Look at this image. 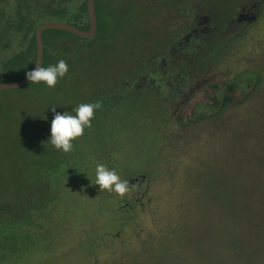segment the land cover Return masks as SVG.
<instances>
[{"label":"rangeland","instance_id":"374dc122","mask_svg":"<svg viewBox=\"0 0 264 264\" xmlns=\"http://www.w3.org/2000/svg\"><path fill=\"white\" fill-rule=\"evenodd\" d=\"M166 1L98 0L96 37L89 41L68 35L76 41L65 47L68 54L63 60L75 79L65 76L54 88L33 83L0 91V207L11 205L10 212L0 213V264H210L214 248L226 262V217L237 211V188L255 185L260 170H247L232 188L224 176L239 171L245 155L264 153V31L249 46L252 51L245 62L250 65L245 69H255L260 81L251 72L233 80L235 100L244 98L245 103L220 114L213 102L217 93L204 91L188 108L193 112L190 119L196 120L183 119V124L160 132L162 143L146 161L148 187L143 190L144 201L158 199L157 214L154 208L142 212L138 205L131 211V200L119 216L124 204L117 210L120 196L112 192L110 215L111 197H104V190L95 184V171L83 175L86 185L57 172L52 187L59 190L56 204L48 195V184L33 178L41 177L33 170L43 169L54 148L48 143L52 107L57 113L73 114L89 98L85 90L118 83L123 71L149 48L141 40L148 31L146 18L156 9L153 6ZM213 1H223L219 6L225 16L230 15L229 0ZM108 37L112 38L103 42ZM3 68L0 60V81H17L3 76ZM141 170L138 167L139 175L133 178L140 177ZM31 182L36 184L30 186ZM36 187L45 188L54 207L41 206L44 201L37 197ZM33 197L41 201L39 210L30 204ZM107 214L112 218L106 219ZM199 244L205 249L199 252L200 260L189 252ZM175 253L179 254L176 260ZM259 255L264 261V253Z\"/></svg>","mask_w":264,"mask_h":264},{"label":"flooded vegetation","instance_id":"af4514ba","mask_svg":"<svg viewBox=\"0 0 264 264\" xmlns=\"http://www.w3.org/2000/svg\"><path fill=\"white\" fill-rule=\"evenodd\" d=\"M229 2L232 6L228 17L213 0H167L153 6L156 9L146 18L148 31L141 39L149 43V48L123 71L120 87L110 89L112 107L125 102L126 108L131 109L151 101L160 110V118L155 122L160 124L159 130L163 133L166 127L183 124L182 113L190 116L188 108L192 100L202 98L200 96L206 95V91L216 92L222 100L225 85L245 72H257L245 69L250 66H245V62L250 59L249 46L264 31V0ZM98 8V0H94L97 24ZM46 23L70 25L87 32L90 27L87 0H0V45H21L25 43L23 36H31L33 30L35 39L37 28ZM126 26L127 32L130 27L128 23ZM68 35L86 40L67 31L50 29L42 33L43 46L53 49V45H60L63 50L60 55H67L65 47L76 41ZM96 35L97 26L89 41ZM244 44L246 47L241 48ZM213 87L217 88L212 90ZM137 182L131 185L135 196L130 210L138 205L142 212L154 208L157 214L158 199L149 197L144 201L147 178ZM41 185L47 186L45 182ZM110 205L111 215L112 197ZM126 206L127 203L120 206L121 214L125 213ZM107 217L112 218L108 214Z\"/></svg>","mask_w":264,"mask_h":264},{"label":"trees","instance_id":"16d2710c","mask_svg":"<svg viewBox=\"0 0 264 264\" xmlns=\"http://www.w3.org/2000/svg\"><path fill=\"white\" fill-rule=\"evenodd\" d=\"M22 41L25 43L14 47L12 45H0V60L4 65L2 75L16 78L17 81L24 79L26 77L25 73L32 70L35 63L34 30L31 36H23ZM19 47H21L20 50ZM58 47L61 48V52L57 51ZM62 51L60 45H53V49L44 45L42 66L47 67L52 62H55L54 64L58 62L53 60L63 59L64 56L60 55L58 57V54H61ZM253 74L256 75L257 82H259L260 75L257 72ZM66 77L68 80L76 78L74 71L70 68ZM121 80L122 76L118 83L107 89L85 90V94L89 95V98H86L84 102H80L79 105L97 102L100 104V108L96 111L92 120L91 128L86 129L82 137L73 141L74 150L71 153H63L53 148L51 155L46 159V164L42 167L43 169L39 167V169L33 170L34 174L40 172L41 175V177L33 176L36 181L49 184L46 189L54 203L59 195L57 186L52 188L58 180L57 172H61L64 178L86 185L83 175L95 171V164L99 162L107 165L110 169H115L121 180H128L139 175L136 172L138 167L144 168V171L141 170L140 174L148 179L149 164L146 161L150 154L155 153L156 148L162 143V134L159 130L160 124L155 122L160 118V110L151 101L132 106L131 109L126 108L125 102H118L112 107L111 90L120 87ZM32 84L31 82L30 85ZM224 87L222 100L218 99L217 94L213 98L220 114L226 112L230 107L242 105L247 100L244 98L235 100V96H237L235 83L231 82ZM216 88L213 87L212 90ZM244 97L246 98V95ZM225 106L229 107L226 108ZM112 112L114 117H112ZM188 113L191 115L193 112L188 109ZM203 117V115L199 116V118ZM195 118L190 119V116H186V119H183L187 122H193L196 120ZM252 168L260 170L257 183L237 188V211L232 216L228 214V217H226L229 230L226 232L225 237L227 238L226 248L229 256L225 262L214 248L213 253H211L212 260L210 264H264L261 255H259L264 253V153L256 151L245 155L242 168L237 172H227L224 179L229 184V188H232L238 184L239 177ZM28 184L32 186L33 182ZM44 189V187H36V191L39 192L37 197H41L44 204H41L38 198L33 197L30 204L33 207L36 206V208H33L34 210H39L38 206L40 204L43 207H54L53 202L47 198ZM52 192L53 194H50ZM104 192V197H111V192L105 190ZM134 196L135 192L129 189L123 197L120 196V199H116L118 203L116 207L131 201ZM10 207L9 203L3 204L0 207V213L4 215L10 212ZM118 214L122 215L121 213ZM29 215L32 216V214ZM148 248L153 249L154 247L151 248L148 244ZM189 252L191 257L200 260L198 257L199 252L205 253V249L199 244L196 249H191ZM178 255V253L173 255L175 260ZM256 258L258 259L257 263L255 262Z\"/></svg>","mask_w":264,"mask_h":264},{"label":"clouds","instance_id":"9594fccd","mask_svg":"<svg viewBox=\"0 0 264 264\" xmlns=\"http://www.w3.org/2000/svg\"><path fill=\"white\" fill-rule=\"evenodd\" d=\"M68 71L67 62L61 59L56 64L47 67L37 64L32 70L27 71L25 76L32 83H42L48 88H54L58 80L64 78ZM0 87H3L2 81H0ZM99 108L98 102L82 103L74 110L75 114L69 112L61 114L56 112V107H52L54 117L50 125L48 143L58 151L71 153L74 150L73 141L82 137L86 129L91 128L92 120ZM94 170L95 184L99 186V189L113 192L121 197L129 191L131 187L129 181L121 180L115 169H110L107 165L97 162Z\"/></svg>","mask_w":264,"mask_h":264},{"label":"water","instance_id":"95a60500","mask_svg":"<svg viewBox=\"0 0 264 264\" xmlns=\"http://www.w3.org/2000/svg\"><path fill=\"white\" fill-rule=\"evenodd\" d=\"M87 12H88V19L90 23L89 24L90 27L87 32L80 31L70 25H64L60 23H46L37 28L35 32L36 59H35L33 68L37 64L42 65L43 63L44 46H43L42 33L45 30L56 29V30L67 31L79 38H83L86 40H90L93 37L96 31V26H97L95 10H94V0H87ZM30 83L31 82L27 80L25 77L24 79L19 80V81L3 83V87H0V91L18 89L21 87H25ZM145 178H146L145 176H141L137 179H130L129 184L132 185L136 181H138L137 183H141L139 181H143Z\"/></svg>","mask_w":264,"mask_h":264}]
</instances>
